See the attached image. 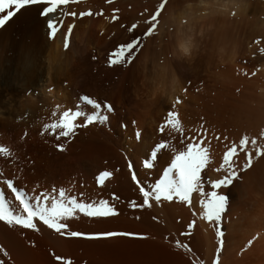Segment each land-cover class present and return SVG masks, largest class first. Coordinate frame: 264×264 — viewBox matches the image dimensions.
Segmentation results:
<instances>
[{
	"label": "bare ground",
	"instance_id": "obj_1",
	"mask_svg": "<svg viewBox=\"0 0 264 264\" xmlns=\"http://www.w3.org/2000/svg\"><path fill=\"white\" fill-rule=\"evenodd\" d=\"M87 6L93 7L94 10H99L100 8H103L105 15L109 16V17L113 14V9L115 7H118L121 9V12L119 13V15L121 16L122 21L126 25H129V26H130L131 22H135L136 19H140L138 17V15L141 11L144 10V8L142 9L139 7L137 0H114L113 5H108L106 3V0H86V3L84 2V0H82L81 4L76 5L74 7L83 9ZM255 7H254V9H255ZM249 8H250V6H249ZM147 9L151 10L150 8H148V6H147ZM181 10H183V9H181ZM252 10H253V8H252ZM202 11H204V10H202ZM182 13L183 12L181 11L180 14L178 13V15H175V16L178 17ZM244 13H245V11L240 16H243L246 14V13L245 14ZM251 14H252V12H251ZM209 16H214V17H216V19H217V17H219L221 19H225V20L226 19H230V20L233 19V17H231L225 11H213V12H210L209 15H207L206 17H209ZM257 16H258V13H257ZM206 17L199 18V19H202V21H203V19ZM248 17H249V15H248ZM142 19L143 18H141V20ZM199 19H198V21H199ZM247 20H248V18H247ZM254 20L252 22H254ZM257 20H258V18H257ZM262 20H264V18H262ZM218 21H219V19H218ZM244 22L245 21H243L242 23L244 24ZM258 22H260V21H258ZM194 23H196V22H194ZM220 23H223V21ZM203 24H205V23H203ZM239 24H241V23H239ZM246 24L249 25L248 23H246ZM257 24H254L253 26H251V28H250V26H248L250 32L255 34L256 31H258L256 29V27H258ZM200 25H202V24H200ZM206 26H208V25H206ZM191 27H193V26H191ZM245 29H246V27H245ZM261 29H262V27H261ZM215 30H217V29L215 28ZM262 30H263L262 32H264V29H262ZM246 32H248L247 29H246ZM101 33H103V35H101ZM224 33H225V31H224ZM252 33H250V34H252ZM221 34H223V33L221 32ZM250 34H247V36H250ZM189 35H191V34H189ZM237 36H239L238 33H237ZM225 38L226 37L224 36L222 38V40L220 39L221 40V44H219L220 46L217 44L215 45V42H214V45L211 44L212 46L209 49H211L212 51H211V53L207 52V54L205 56L203 55V53H206V50H205L206 46L203 48V50L201 52H194L193 51L190 56H185L175 49L174 40L172 42L170 41L171 42V44H170L171 49L170 48L169 49L171 50L172 55H174V58H172L173 56L171 57V60L173 59V62L171 65L173 66L174 70L172 69V66H171L172 71H170V75L173 76V78H174L175 77L174 73H177V75L179 77V81H180L181 79H183V77H185L184 76L185 73L189 74V72H191L192 69H194V68L196 69V67L200 68L206 63L205 64L206 73L204 75H206V78L210 79V78H212V76H210L211 73H208V72H211V69H213V70L215 69L218 71V69L221 66H223L222 68L226 67L227 70H225V68H224V71H222L223 72L222 76H221V72H220V75H219L220 79L218 78L219 80L212 81L213 87H211V84L209 83V85H206L209 88L206 87V89H211V91H213V89H214L217 92L214 94V97L216 95V97H215L216 99H218V97H221L223 99V100H221L222 102L220 103L223 106L221 105L222 107H220L219 102H217V100L214 99L213 96L211 95V91H209L210 93L208 92L210 94V96L214 99L213 101L210 100L211 105H213L212 102H214L215 105L217 104L216 106L213 105L214 107H217V109H219V107H220V111L225 110V111H223L225 114H223V112L220 113L221 115L222 114L224 115L223 117L220 116L222 119H219V117H217V120L218 119L220 120V124L224 122L225 125H228L231 128V125H238L241 123V118L238 116H235L236 111H235V113H233L234 115H231V114H232L234 107L236 105L242 106L243 104L246 103L244 92L246 93L245 89L248 87L243 88L241 86L242 84L244 85V83H245V81H244V79H242V77L240 79V78L236 77V75H235L234 76L235 78H233V77L231 78V75L228 76V74L226 73L227 71L229 72V70L234 71L235 68L242 67L243 66L242 63L243 64L245 63V62H242V60H244L243 58L245 55H242V53L240 52L244 43L240 39H239L240 44L243 43L241 47L239 46L238 41L236 43L234 42L235 44L232 43L233 47L230 49V52H231V50L234 49L235 61L225 65L221 61L220 55H219V49L225 43ZM232 38L234 39V37H232ZM246 38L249 39L250 37H246ZM126 39H128V33H126L124 30H122L119 27L118 23L112 22L111 20L106 21L101 17V18H97L94 21H85L84 24H81L76 29H74L73 36L70 38V48H69V50L65 51L62 48V39L61 38H58L55 42H48L47 41L46 29L44 27L43 21H42V19L38 18L37 12L34 8L23 12V14H18L17 17H14L13 20L10 21L9 24L6 25L4 29H0V145L12 148L13 151L17 152V155L19 157V159L15 163H12L10 161L4 160L3 158H0V171H4L5 173L16 172L18 167H22L23 168L22 175L26 178L28 187H31L33 184H35L37 182L41 185H49L51 183H57V184H64L65 186H67L68 181L71 179L72 182L77 185V191L96 190L99 192L100 190L103 191L104 189L98 188V186L95 183V180L93 179L94 174H97L99 170L107 169V170L114 171L115 169H119V171H114V175L112 177L113 181H111L112 178L110 179V181L112 183L116 184V187L115 188L109 187V188H112L117 193H119V196L121 194H124L129 199L135 198L139 202L140 198L138 195V191L131 185V183L129 184V182L127 181V178L130 175H129V172H128L127 166H126L127 160L125 159V157L127 156V158L131 159L134 163V158H133L134 157L133 156L134 150L132 148V150H133L132 151L130 149V147H134L132 145H133V143H136V142H133V141H135L134 137H133V131H134V128L136 126L129 123V127L127 128V130H124L120 127L119 122L121 120L131 121L134 118L137 121L138 125L140 126L141 121H143V119H144L137 114L136 109L134 108L133 104L131 103L132 98L135 95L139 94L140 89L142 87V83H139L140 82V76L137 75V71H138L137 65H138V62H141V61H140V58H138L135 60L134 64H132L129 67L117 66L114 68H109L107 66L106 59H105L107 53L111 49H113V47L115 45H117L119 42H122ZM252 39L253 38H251L249 40H252ZM227 40H228V42H227ZM244 40L246 41V39H244ZM215 41H217V40H215ZM229 42L231 43L232 41H230V39H226V43H229ZM247 42H248V40H247ZM149 43H150V41L148 42V45H149ZM251 43H252V41H251ZM232 44H231V46H232ZM245 46H246V43H245ZM247 47H246V50H248L250 52H252L254 50L252 48H249V46H247ZM148 48H149V46H146L145 50H148ZM243 50H245V49H243ZM255 50H256V48H255ZM242 52H245V54H246V51H242ZM250 52L248 54H250ZM146 53L147 52H145V54ZM142 54H143V52H142ZM248 54H246L247 57L251 58L252 55L248 56ZM254 54H256V53H254ZM258 54H259V52H258ZM93 55L97 56L98 59L93 60L92 59ZM140 55H139V57H140ZM148 55H149V53H148ZM205 57L208 58L207 61L204 62L203 65L200 64L202 62V59H205ZM254 57H255V55H253V59H254ZM145 58L143 60H145ZM148 58H149V56L147 57V60H148ZM259 59L262 61L261 57ZM250 61H252V60H250ZM253 61H255V59ZM145 62H146V60L144 61V63ZM145 64H143V65H145ZM244 65H247V64H244ZM169 67H170V65H169ZM243 67L245 69L247 68L246 66H243ZM144 69H145V66H144ZM168 69L169 68H167V70ZM169 70H168V72H169ZM202 70H204V69H202ZM214 72L215 71H213V73ZM197 74H195L194 76H196ZM187 76H189V75H187ZM191 76H192V74H191ZM197 77H198V75H197ZM175 79H176V77H175ZM186 79L188 81L189 77ZM193 79L195 82L197 81V78L194 77ZM179 81H177V82H179ZM209 81H211V79ZM243 81H244V83H243ZM16 82H19L20 84L36 85V87L33 89V91H34V93L38 92L39 95L34 94L31 97L26 96L25 90L22 87H17ZM65 82H67V86H66ZM249 82H252V81H249ZM256 82L254 81L255 84H256ZM206 83H208V81H206ZM255 84H253V86ZM262 84L263 83H261V85ZM44 85L54 86V88H55L54 93L52 95L47 94ZM201 85H203V84H200L199 86L202 87ZM220 85L225 89L228 88V90L230 91V94H227V96H225V94H226L225 92H227L228 90L225 92L222 91L224 93V95L222 94V92L220 93L219 91L223 90L222 87H221L222 89L219 88ZM261 85L258 86L259 89H260ZM263 86H264V84H263ZM217 87L219 88V91H217L218 90ZM232 87H234V88H232ZM238 87L240 88V92H238L239 94L237 93L235 95L234 93H236V92H233L232 89H234L236 91V89ZM249 87H252V86L249 85ZM242 88L244 89V92H243ZM248 90H249V88H248ZM205 92L207 93V91H205ZM80 94H89L93 98H97L98 100L107 99L110 103H112L114 105V107L117 109V111L111 115L110 123L107 127L103 126V125H97V126H90L88 130H80L77 137L70 144L66 145V150L64 152H60L56 148V144L58 142L54 139V137L49 136L48 134H45V136L42 137L39 134V132L42 128L43 123L49 122L48 117L50 116L52 106L55 103H62L66 107H72L77 102L78 96ZM249 94H250V92H249ZM192 96H193V94H192ZM194 96H196V94ZM194 96H193V98H195ZM204 96H205V94H204ZM189 98H190V96H189ZM193 98H192V100H193ZM199 98H200V96H199ZM204 99L205 98H203V100ZM189 100H191V99H189ZM166 103H168L167 100H166ZM165 105H167V104H165ZM159 106H162V104ZM187 108L189 109V107H187ZM221 108L222 109L224 108V109L222 110ZM85 109L90 110V106L89 107L85 106ZM180 109H181V107L179 108V110ZM191 109H193V108H191ZM211 109H213V107ZM24 110H28L30 113V115L28 117L27 124H25V122L20 121L18 119L19 114ZM213 110H215V109H213ZM216 110H215V112H216ZM186 114H188V113H186ZM191 114H192V112H191ZM217 114H219V112ZM183 116H182V118H183ZM153 117H155V116H153ZM184 118L186 119L185 116H184ZM210 119H212V118H210ZM152 120H153V118H152ZM191 120H190V122H191ZM149 121L150 120H148V122ZM195 121L191 122L192 123L191 124V123H188V120H187V122H184L185 127L186 128L197 127L199 124L196 123ZM214 122L216 124L218 121L216 122V120H214L213 124H214ZM187 123H188V126H186ZM141 124L143 125L144 123H141ZM210 125H212V124H210ZM218 126H220V125L218 124ZM222 126H220V127H222ZM216 128H217V126H216ZM230 128H228V129H230ZM225 129H223V130L225 131ZM24 130H27L29 132V136L25 139L24 143H20L19 137L23 134ZM223 130H221V131H223ZM146 131H148V130H146ZM224 131H223V133H226L228 135L229 131L228 132L227 131L224 132ZM209 134H210V132H209ZM232 136H234V135L232 134ZM129 137H130V139L127 140V138H129ZM62 140H63V138H62ZM125 140H127V141L125 142ZM127 143L129 144V147H127V149H126ZM222 144H221V142H218L216 140L214 143H212V147L214 149L215 157L217 160H219V158L221 156V153H222L221 151L224 150ZM137 152H135V153H137ZM164 152H166V151H164ZM167 153L170 154V152H168V151H167ZM262 162H263V160L256 163L255 168L258 165L262 164ZM137 163H138V161H137ZM134 165L136 168L135 163H134ZM255 168L253 170H257V169L259 170L260 166H258L256 169ZM261 168H262V165H261ZM159 170L160 169L156 164H155L154 169L149 170V172L151 173L150 174L151 175L150 176L151 182H154V180L157 177ZM253 170H251L252 173H251V171H249L246 175H244L242 183H237L236 186L230 192L227 193L230 196L229 207L232 208L233 214H231V213L228 214V215H230V217L229 216L227 217L225 214L227 222L224 223L225 224L224 226L230 229V230L228 229L230 235L228 236L229 240L226 242V243L229 242V244L225 248V251L223 253V256H224L222 258L223 264H264V188L262 186L264 183V178H262L263 175L261 177L256 175L255 172H257L258 170L254 171L255 175H253ZM208 175H211L214 177L215 173L209 172ZM145 179L146 178H143V180H145ZM110 181H106L107 186L109 185ZM81 184L85 185L86 187L81 188L80 187ZM243 185H244V187H245V185H247L249 193L246 194V197L244 194L243 199H240L241 197L239 198V196L241 194H243V190H244ZM105 189H107V188H105ZM91 192H89V193H91ZM93 193H92V195H93ZM99 193H101V192H99ZM104 193L102 192L101 194H104ZM106 193H107V191H106ZM110 193H112V192H110ZM96 195L97 194L95 192L93 196H96ZM101 196H103V195H101ZM106 197H104V198H106ZM127 197H126V199H128ZM93 198H95V197H93ZM97 198H98V196H97ZM100 198H103V197H100ZM121 198H123V197H121ZM237 198H239L238 201H236ZM119 204H118V207H119ZM166 204L167 203H165L164 205L155 206L153 209H144V210L140 209L138 211L140 213H142V215H143L142 219L145 218L146 220H144V219L143 220L150 224V228H151V226H153V227L157 228L158 231L160 230L159 232H163V231L166 232L167 224H168V228H169V224L172 222L166 216L169 213L166 211L167 210L170 211L171 206H172V209L176 208L180 212V214L183 216V218L187 217L188 218L187 221L193 219L191 212L187 207L180 205L178 203H173V204H167V205H170V208H168L169 206L166 207L167 206ZM176 209H175V211H176ZM119 210H121V209H119ZM173 210H172V213H177L176 215H178V212H173ZM140 213H139V215H140ZM124 214L120 217L119 216L116 217V219L115 218L107 219V220L100 219V221H98V222H101V220H102L101 225L104 226V222L107 221V224H108L107 226H109V227H107L108 229H106V230H112V229L115 230L116 228L114 226H117V229H122L124 227L123 226L124 221L123 220L121 221V219L125 218V215L127 217V214H125V215ZM170 214H171V211L168 215L172 216V214L171 215ZM180 214L178 216H180ZM128 215H129V213H128ZM135 215H136V213H135ZM135 215L133 213V215L130 214L129 216L134 217ZM153 216H156L157 219L153 220L152 219ZM178 216H176V217H178ZM133 217H132V220L135 218V217L134 218ZM130 218H128V219L131 220ZM142 219H140L138 221L141 222ZM174 219H175V217H174ZM196 219H197V225H198V228H196V229L200 233V234H197L198 236L196 237V241H197L199 249L203 248V243H204L206 245V247L204 246L206 248V252L207 251L210 252L212 249L214 251V248H212L213 244H214V242H213L214 239L211 238V236L212 237L214 236V231L212 232L213 229L205 221L200 220L198 217H196ZM85 220L86 219H84L82 217L79 220L73 219L70 222L71 228L75 230V229H78L77 227H79V228H80V226L82 227L83 225L81 223H83ZM88 220L90 221L91 219H88ZM125 220H126V218H125ZM135 220H136V222H138L137 219H135ZM223 220H224V218H223ZM226 220H224V221H226ZM126 221H125V224L126 223L128 224V222H133V221L126 222ZM173 221H175V223L177 222L176 219ZM182 221L184 222V219ZM93 222H95V221H93ZM98 222L96 220V223H98ZM136 222H134V224ZM86 224L89 225L88 223H86ZM86 224H84V226H87ZM90 224H93V226L95 225L94 223H90ZM141 224L139 223L140 226H141ZM172 224H173V227L172 226H170V227L174 229L175 224L174 223H172ZM99 225L100 224H98L97 227H94L95 230H100V228L102 226L99 227ZM145 225H143V226H145ZM178 225H180V224H177L176 226L178 227ZM222 225H223V223H222ZM89 226H92V225H89ZM121 226H123V227L121 228ZM105 227L106 226H104L101 229L103 230V229H105ZM163 227H165V228H163ZM200 227H201V229H200ZM82 229L86 230L85 227H82ZM93 229L90 230V228H89L87 231L84 230V232H88V231L91 232ZM134 229H136V228H134ZM95 230L93 232H98ZM128 230H131V229H128ZM178 230H180V229H178ZM200 230H202V232ZM138 231H139V229H138ZM42 232H43V235H41V233L32 232L31 230L10 229L6 225H4L3 222H0V244L5 246V248L7 249V251L10 254L11 262H14V264H53V262H52V259L54 260V256L52 255L53 252H55L57 255H61V256H67L71 252L72 256L69 255L68 258L73 257L72 253L75 250L73 251L72 248L73 247L75 248L74 245H76V246L78 245L77 240L76 241L74 240L75 241L74 242V241H72V239L67 240L64 238H60L55 233L51 232L50 230H47L46 228H42ZM90 232H88V233H90ZM174 233L172 231L171 234H174ZM157 234H155V235H157ZM161 234H163V233H161ZM166 234H167V232H166ZM176 234L178 235V233H176ZM250 235L254 237V238L251 237L253 239L252 245L247 246V243L245 242L246 246L242 245V247H241L240 241H242L244 239L245 240L249 239ZM168 236H170V234L169 235L167 234L166 237L168 238V241H165V242L166 243L168 242V244H169L170 241H174L175 239L171 236L170 238L172 240L171 239L169 240ZM153 238H155V237H153ZM74 239H76V238H74ZM119 239L121 240V238H119ZM119 239L118 238H115V239L109 238L108 240L105 239V241H107L106 242L107 244L103 240H101L100 242L103 241L104 246L106 244L110 249L109 244H112V247H113V243H115V244L119 243V241H120ZM148 239H150V237ZM151 239H152V237H151ZM211 239H212V241H211ZM83 240L81 239V240H79V242H81V241L83 242ZM124 240L125 239H123L122 242ZM87 241L91 242L89 240H87ZM87 241H84V242H87ZM157 241H159V240H157ZM33 242L36 245L35 247L32 246ZM84 242L81 244H89L88 242L87 243H84ZM94 242L96 243V241H94ZM94 242H92V243L94 244ZM126 243L130 244L133 242H126ZM164 243L162 242V244H164ZM90 244H89V246H90ZM98 244H100V243H98ZM238 244H239L238 248L241 247L243 249V252L240 254H239V251L241 248L239 249V251L238 250L236 251V249H235L236 245H238ZM94 245H92L90 247H93ZM116 245L114 247L120 248V246L118 247ZM170 245H173V244L171 243ZM83 246L84 245H82V248H84V250H85V247H83ZM99 246L101 247V244ZM107 246H105V248H107ZM90 247H88V248H90ZM97 247L94 249H97ZM114 247H113V249H114ZM78 248H81L80 244H79ZM167 248H164V249H167ZM205 248H203V249H205ZM77 249H76L75 254L78 253L79 249L78 250ZM109 249H108V253L110 252ZM159 249H161V248H159ZM203 249L202 250L200 249V250L202 251V253H205V252H203ZM102 250H100V251H102ZM86 251H90V253H92V254L94 253V252H91V249L86 250ZM79 252H82V250H80ZM106 252H104L103 254H105ZM163 252H166V251H163ZM208 252L206 255H210V253L208 254ZM84 253H85V251H84ZM111 253H109V254H111ZM180 253H178V254H180ZM81 254L85 255V258H86V256H91V254H89V252L87 253V255L83 254V253H81ZM198 254H199V252H198ZM78 255L79 254L74 255V257L75 256L77 257ZM98 255L100 256V254H98ZM98 255L96 254V256H98ZM111 256H112V254H111ZM80 258H82V256ZM80 258L78 260H80ZM93 258H94V256H92V259ZM0 259L5 260L6 264H11V262H9L8 257H4L3 255H0ZM168 261H169V259H168ZM177 261H179V260H177ZM180 261H181V259H180ZM84 262H86V261H84ZM183 262H184V259H183ZM73 263H75V262H73ZM105 263H106V261H105ZM54 264H55V262H54ZM58 264H60V263H58ZM174 264H175V262H174Z\"/></svg>",
	"mask_w": 264,
	"mask_h": 264
},
{
	"label": "snow or ice",
	"instance_id": "obj_2",
	"mask_svg": "<svg viewBox=\"0 0 264 264\" xmlns=\"http://www.w3.org/2000/svg\"><path fill=\"white\" fill-rule=\"evenodd\" d=\"M81 2L82 0H0V29H4L18 14L34 8L38 18L43 21L47 41L55 42L61 38L62 48L67 51L70 48V38L74 29L85 21H94L102 17L106 21L118 23L119 27L128 33V39L119 42L107 53L105 57L107 66L129 67L139 58L147 43L155 41L160 36L162 28L173 34L175 49L185 56H190L195 47V40L189 33L197 17H206L213 11H225L231 17L239 19L249 6L247 3H241L240 0H199V3H187L180 16L170 15L165 22V14L168 12L171 0H157L151 10L146 8L140 13L142 20L136 19L129 26L122 21L119 15L120 8L115 7L109 17L105 15L103 8L94 10L91 6L83 9L74 7ZM84 2L86 3V0ZM106 3L113 5L114 0H106ZM248 46L252 49L258 47L261 57H264V33H261L259 38H253ZM219 55L225 65L235 61V51L233 49L230 52L228 43L221 46ZM92 59L97 60L98 57L93 55ZM156 63L157 67L153 72L150 86L157 93L163 89V102L165 100L169 102L163 108L160 121L153 129L155 138L149 145L142 166L146 170H152L164 151H169L171 156L165 161L166 166L162 168V175L154 182L147 183L138 177L133 161L125 157L130 180L140 198L139 202L133 198L127 203L133 210L153 209L165 203H178L187 207L193 219L186 224L177 221L181 224L179 235L185 239L176 238L170 243L175 249L183 250L188 258L184 264H223L226 232L223 230L222 221L230 204V196L227 193L237 183L243 182L244 175L253 170L256 163L264 160V127H261L255 135L245 132L235 140H230L223 132L217 134L209 129L206 122L195 128H186L179 108L189 89L181 88L183 95L171 94L176 82L167 75L165 58H157ZM234 73L238 78L260 80L264 83V59L259 67L252 65L246 70L237 67ZM16 83L17 87L25 90L26 96L39 95L38 92L33 91L36 85ZM188 83L191 84V81ZM65 84L67 86V82ZM44 87L49 95L55 91L54 86L44 85ZM199 90L197 87V91ZM236 90L240 91V88ZM85 106H90V110H86ZM116 111L117 109L107 99L98 100L89 94H80L72 107L55 103L48 117L49 122L43 123L39 134L42 137L45 134L54 137L58 142L56 148L64 152L66 145L77 137L80 130H88L90 126L97 125L107 127L111 115ZM29 115V111L24 110L19 114L18 119L27 124ZM129 123L136 126L133 131L134 140L140 144L144 143L146 131L134 118L131 121L119 122L124 130H127ZM210 131L211 136H209ZM28 136L29 132L24 130L19 137L20 143H24ZM213 139L223 143L224 150L219 160L216 159L212 147ZM0 158L12 163L19 159L16 151L3 145H0ZM114 171L105 169L94 174L98 188L107 187L106 181H110ZM209 172H214L215 176L208 175ZM22 173V167H18L16 172L0 171V222L8 228L31 230L41 235H43L42 228H46L64 239L149 238L144 234L128 230L88 233L72 229L70 222L73 219L79 220L83 217L99 220L118 217L121 214L118 208L121 197L112 192L108 198H92L85 191H77V185L71 179L67 186L57 183L41 185L37 182L28 187ZM80 187L86 186L81 184ZM97 196L99 197L100 193H97ZM196 217L205 221L213 229L215 236L214 253L204 259L200 258L203 253L198 247L195 236L198 227ZM135 219L139 220L141 217L136 216ZM152 219L156 220L157 217L153 216ZM252 243L253 239L247 240V246H251ZM32 246H36L34 242ZM198 252L200 255L197 254ZM0 255L8 257L11 262L10 254L2 244H0ZM52 255L60 264H73L71 259H65L55 252ZM0 264H6L5 260L0 259Z\"/></svg>",
	"mask_w": 264,
	"mask_h": 264
},
{
	"label": "rangeland",
	"instance_id": "obj_3",
	"mask_svg": "<svg viewBox=\"0 0 264 264\" xmlns=\"http://www.w3.org/2000/svg\"><path fill=\"white\" fill-rule=\"evenodd\" d=\"M137 2H138V5H139V7L140 8H144V10L147 8V6H148V8H152L156 3H157V0H137ZM174 2V3H173ZM191 2H195V3H199V0H171V2H170V6H169V9H168V12L165 14V22H167V20H168V16H170V15H173V16H175V15H178V13L180 14L181 13V11L183 12V10H184V6L187 4V3H191ZM246 3L250 6V8H249V6H248V8L245 10V15H243V16H240V18L239 19H236V18H233V19H221V18H219V17H217V19H216V17H214V16H209V17H206V18H204L203 19V21H202V19H199V18H201V17H197V19H196V23H193L191 26H193V27H191L192 28V31L189 33V34H191L193 37H194V40H195V47L193 48V50H192V52L194 51V52H201L202 50H203V48L205 47V50H206V53H203V55L205 56L206 54H207V52H210L211 53V49H209L212 45L211 44H213L214 45V42H215V45L217 44V45H219V44H221V40H222V38L225 36L226 38H225V43H226V39H230V41H232L229 45L231 46V44L232 43H236L237 41H238V43H239V46L241 47L242 46V44H243V47L241 48V50H240V52L242 53V55H245L244 56V60H242V62H245V61H248L249 59L250 60H252V61H248L247 62V65H244L242 62V65L243 66H246L247 68H249V67H251L252 65H255L256 67H259L260 66V63H261V60L259 59L260 57H261V54L259 53L258 54V47L256 48V50L254 49L252 52H250V51H248V50H246V47L248 46V44H250L251 43V41L253 40H249V39H251V38H259L260 37V35H261V33H264V32H262L263 30L262 29H264V20H262V18H264L263 16H264V0H246ZM179 4V5H178ZM178 6V7H177ZM253 6V7H252ZM256 6V7H255ZM254 7H255V9H254ZM252 8H253V10H252ZM257 8V9H256ZM181 9H183V10H181ZM143 10V11H144ZM248 10V11H247ZM251 10V11H250ZM142 12V11H141ZM140 12V13H141ZM248 12V13H247ZM251 12H252V14H251ZM254 12V13H253ZM140 13H139V15H138V17L141 19L142 17H140ZM257 13H258V16H257ZM251 14V15H250ZM248 15H249V17H248ZM256 15V16H255ZM242 17V18H241ZM215 20H214V19ZM244 18V19H243ZM246 18V19H245ZM247 18H248V20H247ZM257 18H258V20H257ZM261 18V19H260ZM198 19H199V21H198ZM206 19V20H205ZM218 19H219V21H218ZM235 19V20H234ZM255 19V20H254ZM201 20V21H200ZM209 20V21H208ZM254 20V22H252ZM207 21V22H206ZM223 21V23H220V22H222ZM232 23H231V22ZM243 21H245L246 23H248L249 25H247L245 22H244V24L242 23ZM257 21V22H256ZM258 21H260V22H258ZM252 22V23H251ZM203 23H205V24H203ZM229 23V24H228ZM235 23V24H234ZM239 23H241V24H239ZM258 23V24H257ZM196 24V25H195ZM200 24H202V25H200ZM243 24V25H242ZM252 24V25H251ZM254 24H257L258 25V27H256V29L259 31H256V33L254 34V33H252V32H250V30H249V27L248 26H250V28H251V26H253ZM205 25V26H204ZM206 25H208V26H206ZM212 27H211V26ZM220 25V26H219ZM233 27H232V26ZM245 25V26H244ZM263 25V26H262ZM244 26V27H243ZM205 27V28H204ZM245 27H246V29H247V31L248 32H246V29H245ZM261 27H262V29H261ZM215 28L217 29V30H215ZM240 28V29H239ZM223 30V31H222ZM205 31V32H204ZM220 31V32H219ZM224 31H225V33H224ZM245 31V32H244ZM204 32V33H203ZM215 32V33H214ZM221 32L223 33V34H221ZM244 32V33H243ZM220 33V34H219ZM237 33H238V35L239 36H237ZM250 34V33H252V34H250V36H247V34ZM172 33H169L168 31H167V29H165V28H162L161 29V32H160V36H158L157 38H156V40L155 41H150V43H149V45H148V43H147V46H149V48H148V50H143V54L141 53V55H140V61L142 62H138V65H137V75L138 76H140V82L139 83H142V81H143V77L145 76V75H147V74H149V73H152V72H154V70L156 69V67H157V63H156V61H157V58H159V57H163V58H165V63H166V70H167V68H169L168 70H169V73H170V71H172V69L174 70V68H173V66L171 65L172 64V62H173V59L171 60V57L172 58H174V55H172V53H171V46H170V44H171V42L174 40V37H173V34L171 35ZM214 34V35H213ZM245 34V35H244ZM170 35V36H169ZM253 35V36H252ZM200 36V37H199ZM214 36V37H213ZM228 37V38H227ZM231 37V38H230ZM232 37H234V39L232 38ZM246 37H250L249 39L248 38H246ZM237 40H236V39ZM213 41H212V40ZM221 39V40H220ZM233 39V40H232ZM239 39L241 40V41H243V43H241L240 44V41H239ZM244 39H246V41L244 40ZM215 40H217V41H215ZM236 40V41H235ZM247 40H248V42H247ZM171 41V42H170ZM199 42V43H198ZM227 42H228V40H227ZM234 43V44H235ZM237 43V44H238ZM245 43H246V46H245ZM202 47H201V46ZM220 46V45H219ZM233 47V44H232V46L230 47V49ZM245 47V48H244ZM170 48V49H169ZM248 48V47H247ZM199 49V50H198ZM243 49H245V50H243ZM242 51H246V54H248L249 52H250V54H248V56H251V58H249V57H247V55L245 54V52H242ZM248 51V52H247ZM258 51V52H257ZM145 52H147L146 54H145ZM256 53V54H254V53ZM148 53H149V55H148ZM149 56V58H148V60H147V57ZM253 55H255V57H254V59H255V61H253L254 59H253ZM260 55V56H259ZM259 56V57H258ZM146 57V58H145ZM243 57V56H242ZM145 58V60H146V64L144 63V61L145 60H143ZM248 60H247V59ZM257 58V59H256ZM207 59L208 58H206L205 57V59H202V62L200 63V64H204V62H206L207 61ZM261 59H264V57H261ZM143 60V61H142ZM258 60V61H257ZM254 63V64H253ZM143 64H145V65H143ZM188 64V63H187ZM206 64V63H205ZM205 64L202 66V67H200V68H198V67H196V69L194 68V69H192L191 70V72H189V74H186L185 73V77H183V79H181L180 81H179V77H178V75H177V73H174V76L176 77V79H175V77H174V79L175 80H177V81H179L178 83H179V85L181 86V88H183V87H188V89H189V95L187 94L186 96H184V101H183V103H182V105L180 106L181 107V109H180V114H181V117L184 115L185 117H186V119L184 118V116H183V123L184 122H187V120H188V123H191V122H194L195 120V122L196 123H198V124H201V123H204V122H206V123H208L207 124V126L209 127V129H211V130H213V131H215V132H217L218 134H220L221 132H223L224 130L223 129H225V131L224 132H228V136H229V138L231 139L232 137V139L231 140H235V139H237L239 136H241L242 134H244L245 132H247V134H249V135H255L258 131H259V129L261 128V127H264V86H263V84L261 85V81H259V80H254L255 82H256V84L254 83V81L253 80H246V79H244V78H242V79H244V81H245V83H244V81H243V83H244V85L242 84L241 86L244 88V87H248L249 88V90H248V88H246L245 89V91H246V93L244 92V89L242 88V90H243V92H244V95H245V104H243L242 106H238V105H236L235 107H234V110H233V112H232V114L231 115H234L233 113H235V111H236V113H235V116H238V117H240L241 118V123L240 124H238V125H231V128H230V126H228V125H225L224 124V122L223 123H221L220 124V120L219 119H222L220 116H224L223 114H225L223 111H225V110H223L222 108V110L223 111H220V107H222L223 105L222 104H220L222 101L221 100H223L221 97H218V99H216L215 97H216V95H215V97H214V94L215 93H217L214 89H213V91H211V89H206V85H209V83L211 84V87H213L212 85V81H217V80H219L220 78H219V75H220V72H221V76H222V71H224V68H225V70H227V68L226 67H224V68H222L223 66H221L219 69H218V71L217 70H213V69H211V72H208V73H211V75L210 76H212V78H210L211 79V81H209L210 79L209 78H206V75H204L205 73H206V69H205ZM154 65V66H153ZM169 65H170V67H169ZM249 65V66H248ZM258 65V66H257ZM144 66H145V69H144ZM171 66H172V69H171ZM242 66V67H243ZM143 67V68H142ZM244 68V67H243ZM246 68V69H247ZM202 69H204V70H202ZM245 69V68H244ZM245 69V70H246ZM167 70V71H168ZM202 70V71H201ZM144 71V72H143ZM148 71V72H147ZM193 71V72H192ZM205 71V72H204ZM213 71H215L214 73H213ZM195 72V73H194ZM201 72V73H200ZM143 73V74H142ZM192 74V76H191V74ZM198 73V74H197ZM227 74H228V76L229 75H231V78L233 77V78H235L234 76H235V73H234V71H231V70H229V72L227 71L226 72ZM176 74V75H175ZM195 74H197L198 75V77H197V75L196 76H194ZM187 75H189V76H187ZM137 76V77H138ZM204 76V77H203ZM171 77H173V76H171ZM189 77V80L187 81V79L186 78H188ZM191 77V78H190ZM197 78V81L195 82L194 81V79L193 78ZM199 78V79H198ZM219 78V79H218ZM142 79V80H141ZM185 79V80H184ZM193 79V80H192ZM206 79V80H205ZM241 79V78H240ZM184 80V81H183ZM205 80V81H204ZM189 81H191V84H189L188 82ZM206 81H208V83H206ZM249 81H252V82H249ZM249 84H248V83ZM185 83V84H184ZM199 83V84H198ZM205 83V84H204ZM247 83V84H246ZM252 83V84H251ZM194 84V85H193ZM198 84V85H197ZM200 84H203V85H201L202 87H200L199 85ZM253 84H255L254 86H253ZM205 85V86H204ZM247 85V86H246ZM249 85L250 86H252V87H249ZM261 85V87H260V89H259V87L258 86H260ZM193 87V88H192ZM197 87H200L199 89V91H197ZM219 87V86H218ZM217 87V88H218ZM222 86L220 85V87L219 88H221ZM258 87V88H257ZM263 87V88H262ZM207 88H209V87H207ZM219 88H218V90L217 91H219ZM223 88V87H222ZM221 88V89H222ZM232 88H234V87H232ZM192 89V90H191ZM258 89V90H257ZM196 90V91H195ZM228 90V88L227 89H225V88H223V90H220L219 92L221 93L222 91H227ZM205 91H207V93L209 92V91H211V95L213 96V98L214 99H216L217 100V102H219V109H217V107H214V106H216L215 105V103L214 102H212L213 103V105H211V102H210V100H214L211 96H210V92L207 94ZM215 91V92H214ZM232 91L233 92H236V93H234L235 95L238 93V92H240V91H235L234 89H232ZM253 91V92H252ZM257 91V92H256ZM262 91V92H261ZM214 92V93H213ZM229 92V93H228ZM249 92H250V94H249ZM193 94V96L196 94V96H194L195 98H193V96H192V94ZM226 94H225V96H227V94H230V91L228 90L227 92H225ZM191 94V95H190ZM201 94V95H200ZM204 94H205V96H204ZM222 94L224 95V93L222 92ZM232 94V93H231ZM239 94V93H238ZM181 95H183V94H181ZM200 96V98H199V96ZM209 95V96H208ZM189 96H190V98H189ZM208 96V97H207ZM234 96V95H233ZM192 98H193V100H192ZM199 98V99H198ZM203 98H205L204 100H203ZM221 98V99H220ZM189 99H191V100H189ZM207 99V100H206ZM202 100V101H201ZM215 100V101H216ZM167 102H169V101H167ZM185 103V104H184ZM209 103V104H208ZM165 104H168V103H166V100H165V102L162 104V106L163 107H166L167 105H165ZM188 104V105H187ZM224 104V103H223ZM161 105V104H160ZM185 105V106H184ZM222 105V106H221ZM162 106H158L157 108H156V110H154L153 111V113H152V115L150 116V118H147V119H143V121H141V123H144L143 125L140 123V127L142 128V129H145V131L146 130H148V131H146V139H145V143H142V144H140V143H138V142H136V141H133V142H136V143H133V145L132 146H134V147H130V149L132 150V148H133V158H134V163L136 164V168H135V170L137 171V173H138V177L141 179V180H143V178H146L144 181L147 183V182H151V173L149 172V170H144V168H143V166H142V163H143V159L145 158V156H146V154L148 153V150H149V145L153 142V139L155 138V134H154V132H153V129L156 127V125H157V123L160 121V117H161V115H162V113H163V107ZM213 107V109H217L216 110V112H215V110H213V109H211L212 107ZM87 107V106H86ZM89 107V106H88ZM186 109H185V108ZM187 107H189V109L187 108ZM191 108H193V109H191ZM160 109V110H159ZM189 110V111H188ZM213 110V111H212ZM156 111V112H155ZM160 111V112H159ZM183 111V112H182ZM191 112H192V114L194 115H192L191 114ZM219 112V114H217ZM223 112V114L221 115L220 113H222ZM158 113V114H157ZM160 113V114H159ZM186 113H188V114H186ZM216 115V116H215ZM153 116H155V117H153ZM159 116V117H158ZM199 117V118H198ZM217 117H219V119L217 120ZM152 118H153V120H152ZM156 118V119H155ZM210 118H212V119H210ZM215 118V119H214ZM253 118V119H252ZM158 119V120H157ZM192 119V120H191ZM194 119V120H193ZM148 120H150L149 122H148ZM155 120V121H154ZM190 120H191V122H190ZM214 120H216V122L220 125V126H222V127H220V126H218V124L216 125L215 124V122H214V124H213V121ZM222 121V120H221ZM212 122V123H211ZM151 123V124H150ZM188 123L186 124V126H188ZM192 124V123H191ZM210 124H212V125H210ZM216 126H217V128H216ZM225 126V127H224ZM213 128V129H212ZM220 128V129H219ZM228 128H230V129H228ZM236 129V130H235ZM152 130V131H151ZM221 130H223V131H221ZM235 130V131H234ZM221 131V132H220ZM152 133V134H151ZM211 134H212V132L210 131V134H209V136H211ZM226 134V133H225ZM232 134L234 135V136H232ZM240 134V135H239ZM153 138V139H152ZM130 139V137L129 138H127V140H129ZM127 140H125V142L127 141ZM214 141L212 142V143H214L215 142V139H213ZM152 141V142H151ZM135 144V145H134ZM145 144V145H144ZM222 144V143H221ZM222 146H223V144H222ZM127 147H129V144L127 143L126 144V149H127ZM138 148V149H137ZM145 148V149H144ZM141 150V151H140ZM138 151V152H137ZM135 152H137V153H135ZM143 152V153H142ZM169 152V151H168ZM221 152H223V150L221 151ZM139 153V154H138ZM141 153V154H140ZM165 153V154H164ZM171 156V153L169 154V153H167V151L166 152H163V155L162 156H160L159 158H158V161L156 162V165L159 167V171H158V174H157V177H156V179L160 176V175H162V168L164 167V166H166V164H165V161H168L169 159H170V156ZM221 155H222V153H221ZM138 156V157H137ZM163 157V158H162ZM136 161V162H135ZM137 161H138V163H137ZM140 161V162H139ZM126 163V162H125ZM264 160H263V162H262V164H260V165H258V166H260V169L257 171V170H253V175H255V173H256V175L257 176H262V178H264ZM261 165H262V168H261ZM257 166V167H258ZM256 167V168H257ZM255 168V169H256ZM140 170V171H139ZM144 170V171H143ZM146 171V172H145ZM148 171V172H147ZM254 171H257V172H255L254 173ZM148 173V174H147ZM251 173H252V171H251ZM130 175V174H129ZM144 176V177H143ZM146 176V177H145ZM142 177V178H141ZM93 179L95 180V178L93 177ZM129 179V180H128ZM111 181H113V178L111 179ZM109 182V185L106 187L107 189H104L103 191L102 190H100L99 192H105L104 194H101L100 193V197H106V198H108L109 196H110V192H115L116 194H118L119 195V193H117L115 190H113L112 188H115L116 187V184H114V183H112V182ZM127 181L129 182V184L131 183V185L135 188V186L132 184V182H131V180H130V176L127 178ZM112 184V185H111ZM115 185V186H114ZM263 188H264V183H263ZM109 187H112V188H109ZM110 190H109V189ZM136 189V188H135ZM243 194H241L240 196H239V198L240 199H243V197H244V194H245V197H246V194H248L249 193V190H248V187H247V185H245V187H244V185H243ZM99 190V189H98ZM92 191V192H91ZM106 191H107V193H106ZM85 192H87V194L89 193V192H91V193H89L88 195L90 196V197H95V198H97V195L96 196H93L94 195V193L96 192V194H97V192L98 191H96V190H89V191H85ZM94 192V193H93ZM98 192V193H99ZM92 193H93V195H92ZM107 194V195H106ZM101 195H103V196H101ZM100 197H98V198H100ZM120 197H123V198H121V201H120V204H119V209H121L120 210V215H119V217L120 216H122L124 213L125 214H127V217H126V215H125V218H126V220H125V218H123V219H121V221L123 220L124 221V227L123 226H121V228L123 229V230H128V229H131V230H128V231H135V232H137V233H141V234H144V235H146V236H148V237H150V239H135V238H128V237H125V238H121V242L119 241V243H113V247L116 245V246H120V248H117V247H114V249H113V247H112V244H109L110 245V249H109V247L106 245L107 243V241H105V239H99V240H89V241H91V242H88L87 241V239H84L83 240V238H76V239H74V238H72V241H78L77 242V246L76 245H74L75 246V248L73 249L72 248V250L74 251H72L73 253V257H69L68 258V256L70 255V256H72L71 255V252H70V254L69 255H67V256H63V257H66L65 259H70L71 258V260L73 261V262H75V263H73V264H174V262H175V264H184V262L188 259L185 255H184V252H183V250H176L175 248H174V246L173 245H170L171 243L169 242V244H168V242L166 243L165 241H168V238L166 237L167 236V234L169 235L170 234V236H168L169 237V240L171 239L170 237L172 236L174 239H176V238H180V239H182V240H184L185 238L184 237H180V235H179V232L177 231L178 229H181V224L180 225H178V227L176 226L177 224H179V223H175V221H173V220H175L176 219V221H180V222H182V223H185L186 224V222H187V217H184L183 218V216L180 214V212L176 209V208H173L172 209V206H171V208H170V205H167L166 207H168V208H170V211H171V214H172V216H169L168 214L170 213V211H166V212H169L166 216L169 218V220H171L172 222L169 224V228H168V224H167V230H166V232H167V234H166V232H159L158 231V229L157 228H155V227H153V226H151V228H150V224L149 223H147L146 221H144V220H146L145 218H143L142 219V213H140L138 210H140V209H136L135 211L132 209L131 210V208L128 206V201L130 200L126 195H124V194H121L120 195ZM125 197V198H124ZM126 197L128 198V199H126ZM239 198H237L236 199V201H238L239 200ZM125 205V206H124ZM121 206V207H120ZM129 207V208H128ZM123 209V210H122ZM175 209H176V211H175ZM172 210H173V212H178V215L180 214V216H178V215H176L177 213H172ZM124 213H123V212ZM138 211V212H137ZM131 212V213H130ZM134 213V215H135V213H136V215L137 216H140L141 217V219H142V221L140 222V221H138L140 224L142 223H144L143 225H145V226H143L142 224H141V226L139 225V223L138 222H136V220H135V218L134 217H136V215L133 217V216H129L130 214L131 215H133V213ZM128 213H129V215H128ZM139 213H140V215H139ZM233 214L232 213V208H228V210H227V212H226V216L228 217H230V215H228V214ZM170 214V215H171ZM174 215V216H173ZM176 216H178V217H176ZM182 216V217H181ZM226 216L224 217V220H226ZM131 217V218H130ZM132 217L134 218L133 220H132ZM174 217H175V219H174ZM181 217V218H180ZM83 218V217H82ZM128 218H130L131 220H129ZM84 219H86V218H84ZM115 219H116V217H115ZM118 219V218H117ZM173 219V220H172ZM179 219V220H178ZM181 219V220H180ZM184 219V222L182 221ZM104 220V219H103ZM105 220H107V219H105ZM135 220V221H134ZM140 220V219H139ZM222 221V223H223V230H225L226 231V242L229 240V238H228V236L230 235L229 234V228H227V227H225L224 225V223L225 222H227V220L226 221ZM87 221V222H86ZM89 220L88 219H86L83 223L84 224H86V223H88L89 225H92L93 226V224H90V223H96V220H90L89 222H88ZM93 221H95V222H93ZM98 221H100V219L99 220H97V222ZM125 221L126 222H128V221H133V222H128V224L126 223L125 224ZM189 221V220H188ZM101 222H102V220H101ZM101 222H98V223H96L93 227L92 226H89V225H87V226H84V224L83 223H81L83 226L82 227H85L86 228V230L85 229H82V227L80 226V228L79 227H77L79 230H85V231H87L89 228H90V230L91 229H93L94 227H97L98 226V224H100L99 225V227L100 226H102L101 224ZM116 222V221H115ZM134 222H136L135 224H134ZM133 223V224H132ZM172 223H174L175 224V227H174V229L173 228H171L170 226H172L173 227V224ZM115 224V223H114ZM113 224V225H114ZM133 226H132V225ZM108 224H107V221L106 222H104V226H106L105 227V229H103V230H106V229H108L107 227H109V226H107ZM104 226H102L101 228H103ZM127 226V227H126ZM116 229V231L118 230V231H121L122 229H117V226H114ZM129 227V228H128ZM132 227V228H131ZM138 227V228H137ZM177 227V228H176ZM100 228V230L101 231H103L102 229ZM126 228V229H125ZM134 228H136V229H134ZM163 228H165V227H163ZM198 228V227H197ZM78 229H75V230H78ZM138 229H139V231H138ZM142 229V230H141ZM145 229V230H144ZM169 229V230H168ZM173 229V230H172ZM177 229V230H176ZM200 229H201V227H200ZM229 229V230H228ZM81 230V231H82ZM95 230V228L91 231V232H93ZM100 230H95V231H100ZM112 230H114V229H112ZM147 230V231H146ZM156 230V231H155ZM228 230V231H227ZM133 231V232H134ZM142 231V232H141ZM162 231V230H161ZM172 231H173V233L174 234H171L172 233ZM201 232H202V230H200ZM88 232H90V231H88ZM90 232V233H91ZM159 232V233H158ZM170 232V233H169ZM212 232H213V230H212ZM158 233V234H157ZM161 233H163V234H161ZM176 233H178V235L176 234ZM153 234V235H152ZM155 234H157V235H155ZM161 236H160V235ZM197 234H200L199 233V231L196 229L195 230V235H196V237L198 236ZM155 235V236H154ZM177 237H176V236ZM158 236V237H157ZM163 236V237H162ZM151 237H152V239H151ZM153 237H155V238H153ZM163 239H162V238ZM166 237V238H165ZM254 238L253 236H251L250 235V237H249V239H252V238ZM127 238V239H126ZM157 238V239H156ZM159 238V239H158ZM166 240H165V239ZM211 238H213L214 239V244H213V247L212 248H214L215 249V246H216V243H215V236H211ZM83 240V242L84 241H87L89 244H90V246H92V245H94L93 247H90L89 246V244H81V243H83L82 241L81 242H79V240ZM109 239V238H108ZM108 239H106V240H108ZM112 239V238H111ZM113 239H115V238H113ZM123 239H125L123 242H122V240ZM156 239V240H155ZM161 239V240H160ZM173 239V240H174ZM249 239H246V240H249ZM67 240H71V239H67ZM101 240H103V241H105V246H107V248H105V246H104V244H103V241L102 242H100ZM129 240V241H128ZM155 240V241H154ZM157 240H159V241H157ZM172 240V239H171ZM245 240V239H244ZM242 240V241H240V246L242 247V245L244 246H246V243H247V241L245 240ZM74 241V242H75ZM94 241H96V243L94 242ZM165 244H162V242ZM211 241H212V239H211ZM87 242H84V243H87ZM92 242H94V244L92 243ZM126 242H133V243H126ZM242 242V243H241ZM246 242V243H245ZM98 243H100L101 244V247L99 246L100 244H98ZM79 244H80V246H81V248H78L79 247ZM97 244V245H96ZM121 244V245H120ZM162 244V245H161ZM228 244H229V242L228 243H226V247L228 246ZM82 245H84L83 247H85V250H84V248H82ZM103 245V246H102ZM168 245V246H167ZM97 247V249H94V248H96ZM164 246V247H163ZM168 248H167V247ZM206 247V245L203 243V248H205ZM238 246H239V244L238 245H236V251L238 250L239 251V249L241 248V247H239L238 248ZM87 247V248H86ZM88 247H90V248H88ZM103 247V248H102ZM171 247V248H170ZM231 247V246H230ZM79 250H78V249ZM112 248V249H111ZM158 248V249H157ZM159 248H161V249H159ZM164 248H167V249H164ZM203 248H200L201 250L203 249ZM76 249L78 250V253H76L75 254V252H76ZM89 249H91V252H94L93 254L92 253H90V251H86V250H89ZM95 251H94V250ZM99 249V250H98ZM103 249V250H102ZM108 249H109V253H111L112 254V256H111V254H109L108 253ZM116 249V250H115ZM120 249V250H119ZM80 250H82V252H79ZM100 250H102V251H100ZM156 250V251H155ZM160 252H159V251ZM242 250V251H241ZM84 251H85V253H84ZM97 251V252H96ZM106 252L105 254H103L104 252ZM162 251V252H161ZM163 251H166V252H163ZM171 251V252H170ZM213 251V249L210 251V252H208V254L210 253V255H206L207 254V252H206V248L205 249H203V252H205V253H203L204 255H201V259H204L205 257H210L213 253H214V251ZM241 251V252H240ZM240 251H239V254L240 253H242L243 252V249L241 248L240 249ZM89 252V254H91V256H86V258H85V255H82L81 253H83V254H86L87 255V253ZM99 252V253H98ZM120 252V253H119ZM180 253V254H178V253ZM202 252V251H201ZM173 253V254H172ZM77 254H79L77 257L75 256L74 257V255H77ZM96 254L98 255V254H100V256L98 255V256H96ZM102 254V255H101ZM153 254V255H152ZM171 254V255H170ZM198 254V253H197ZM82 256V258H80L81 256ZM105 255V256H104ZM110 255V256H109ZM114 255V256H113ZM177 255V256H176ZM198 255H200V253L198 254ZM80 256V257H79ZM92 256H94V258L92 259ZM88 257V258H87ZM98 257V258H97ZM175 257V258H174ZM224 256L222 255V258H223ZM80 258V260H78ZM106 258V259H105ZM76 259V260H75ZM85 259V260H84ZM103 259V260H102ZM168 259H169V261H168ZM180 259H181V261H180ZM183 259H184V262H183ZM75 260V261H74ZM92 260V261H91ZM106 261V263H105V261ZM177 260H179V261H177ZM77 261V262H76ZM84 261H86V262H84ZM52 262H53V264H54V262H55V264H58V263H60V262H58V261H55V259L53 260L52 259ZM92 262V263H91ZM164 262V263H163ZM178 262V263H177ZM181 262V263H180Z\"/></svg>",
	"mask_w": 264,
	"mask_h": 264
},
{
	"label": "clouds",
	"instance_id": "obj_4",
	"mask_svg": "<svg viewBox=\"0 0 264 264\" xmlns=\"http://www.w3.org/2000/svg\"><path fill=\"white\" fill-rule=\"evenodd\" d=\"M241 3H246V0H240ZM246 10V9H245ZM167 75L170 73L167 71ZM153 72L145 75L142 81V87L139 94L135 95L132 98L131 103L137 111V114L144 119L149 118L153 111L163 102L164 100V91L161 89L158 93L151 88V79ZM173 78V77H172ZM175 88L172 90L171 94H176L181 92V86L175 80ZM170 99V96H169Z\"/></svg>",
	"mask_w": 264,
	"mask_h": 264
}]
</instances>
